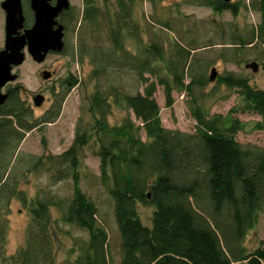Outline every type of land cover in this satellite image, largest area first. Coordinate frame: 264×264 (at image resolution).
Listing matches in <instances>:
<instances>
[{
	"label": "trees",
	"instance_id": "obj_1",
	"mask_svg": "<svg viewBox=\"0 0 264 264\" xmlns=\"http://www.w3.org/2000/svg\"><path fill=\"white\" fill-rule=\"evenodd\" d=\"M110 1L83 0L80 19L72 6L60 17L65 31L78 23L85 29L78 47L73 48V57L89 62L92 77L99 84L89 98V119L80 117L75 139L65 152L35 157L18 153V149L28 132L59 118L78 80L68 76L51 107L38 120L25 108L21 87L8 89L0 112V264H58L51 232L58 222L88 235L74 245L70 253L75 260L66 264H113L109 235L98 221L97 206L80 186L81 156L92 146L98 147L100 179L114 202L121 237L120 264H264V240L262 247L252 252L245 244L264 212V148L238 143L235 137L246 124L232 116L234 112L258 115L262 121L254 128L264 131V89L254 88L247 78L222 76L219 82L236 90L240 103L227 116H210L195 102L194 86L203 87L205 81L191 72L189 61L194 49L175 44L174 55L162 72L156 65L164 58L158 44L139 42V55L131 54L125 46L127 35L138 38L132 0H114L117 9L113 17L108 14ZM193 2L218 14H236L238 9L224 0ZM251 6L260 15V22L252 30L249 43L239 39L233 44L258 43L264 49V0H254ZM104 20L109 24L107 48L88 41ZM31 22L32 17L27 19V26ZM67 45L65 41L63 54ZM127 72L135 75L142 92L123 91L119 76ZM158 85L164 88L167 107H172L175 91L193 97L191 113L197 122L196 132L163 126L155 99ZM113 106L127 112L119 125L109 122ZM44 171L50 173L52 186L72 179V198L40 192L31 203L25 245L8 255L11 203L19 200L27 204V193L20 188L23 180ZM140 205L153 208L151 227L141 222ZM52 209L60 218H52Z\"/></svg>",
	"mask_w": 264,
	"mask_h": 264
},
{
	"label": "rangeland",
	"instance_id": "obj_2",
	"mask_svg": "<svg viewBox=\"0 0 264 264\" xmlns=\"http://www.w3.org/2000/svg\"><path fill=\"white\" fill-rule=\"evenodd\" d=\"M4 0H0V5ZM194 0H163L154 3L148 0H132L133 18L137 28V39L127 35L125 46L133 55L141 53V44H158L163 51V61L156 65L164 70L166 61L174 55L175 44L192 51L191 72L196 78L205 81V86H194L196 101L209 112L210 116H227L232 109H237L240 100L236 90H231L220 83V77L232 74L243 77L256 89H264V49L258 44H246L240 46L239 39L249 43L252 30L259 24L260 15L253 10L251 4L254 0H233L232 5H238L237 13H215L206 6L194 4ZM24 14L31 19L28 0H22ZM75 9L76 16L82 17L83 0H70ZM115 1L108 4V14L113 17L116 12ZM103 19H101L102 21ZM5 14L0 6V50L4 47ZM85 33L81 23L73 24L66 31L65 41L68 43L65 54L51 53L42 64H38L26 54L25 62L14 69L18 75L17 81L9 87L20 86L21 97L25 102V108L32 117L40 119L51 107L54 95L59 93L64 81L72 75L78 80L77 85L71 89L63 104L59 118L48 124H42L25 135L18 153L27 156H58L65 152L73 143L76 127L80 117L88 120L86 112L89 107V98L96 87L97 80L92 77V66L87 60L83 63L74 59L73 48L79 45L80 37ZM90 33V32H89ZM80 38V39H79ZM139 39V40H138ZM88 41L95 45L107 48L109 41V24L104 20L100 22L99 29L91 32ZM140 42V43H139ZM257 63L259 70L254 73L246 68L248 63ZM215 69L216 75L213 82L210 81L211 71ZM46 70L52 73L50 80L42 78V72ZM187 72V71H186ZM114 72H111V74ZM119 83L125 93L143 91V87L136 81L135 75L127 72L122 74ZM155 82V78L151 79ZM189 79H186V83ZM101 83V82H100ZM99 84L97 83V86ZM43 95L45 100L42 106L34 105V97ZM173 105L167 107L164 88L157 86L155 99L160 107V118L163 126L172 131L184 133L196 132L197 122L192 116L191 107L193 97L186 92H173ZM127 112L124 108H112L109 117L111 124H121ZM134 119V116L131 115ZM234 118L245 123V129L239 132L235 139L242 145H252L264 148V131L256 130L254 124L262 121V118L252 113H232ZM2 118L0 117V120ZM144 139V133L142 132ZM95 146L86 147L81 156L80 186L86 196L94 202L98 209V221L106 229L109 235V253L113 264H120L121 237L115 218L114 202L100 179V161L97 157ZM50 173L41 172L30 174L23 180L20 188L27 193L28 202L23 204L19 200H13L8 215V255H14L25 245L26 230L30 221L31 203L40 192L51 193L59 198L71 199L73 195L72 179L52 186ZM54 220L60 218L58 211L51 210ZM153 208L151 206H139V216L143 225L151 227ZM53 234L58 264L73 262L75 256L70 251L78 240H86L87 232L76 227L57 223L51 228ZM264 240V212L259 215L258 223L251 230L245 240L249 251L261 248ZM245 264V263H234Z\"/></svg>",
	"mask_w": 264,
	"mask_h": 264
},
{
	"label": "water",
	"instance_id": "obj_3",
	"mask_svg": "<svg viewBox=\"0 0 264 264\" xmlns=\"http://www.w3.org/2000/svg\"><path fill=\"white\" fill-rule=\"evenodd\" d=\"M230 2L231 0H225ZM1 8L5 12V44L0 51V110L6 103L8 94L4 92L7 85L18 78L14 69L21 66L26 54L38 64H42L51 53L60 54L65 48V27L58 21L59 16L71 8L70 0H29L33 13V24L25 28L26 18L22 0H4ZM246 68L258 72L257 63H248ZM215 69L211 71L210 81L215 80ZM52 73L42 72L45 81L50 80ZM44 96L34 97V105L42 106ZM1 137V124H0Z\"/></svg>",
	"mask_w": 264,
	"mask_h": 264
},
{
	"label": "flooded vegetation",
	"instance_id": "obj_4",
	"mask_svg": "<svg viewBox=\"0 0 264 264\" xmlns=\"http://www.w3.org/2000/svg\"><path fill=\"white\" fill-rule=\"evenodd\" d=\"M231 1H233V0H231ZM231 1L230 2H226L225 0H224V2L225 3H228V4H231ZM52 3L54 4L55 3V0H52ZM29 4V3H28ZM232 5V4H231ZM1 6V5H0ZM235 6H237L238 8H239V6L238 5H235ZM2 9V8H1ZM30 9V8H29ZM3 10V9H2ZM66 12V11H65ZM30 13H31V17H32V22L27 26V18H26V16H25V18H26V22H25V28H30L31 26H32V24H33V21H34V18H33V13H32V11L30 10ZM64 13V12H63ZM62 13V14H63ZM4 14H5V12H4ZM61 14V15H62ZM25 15V14H24ZM61 15L59 16V18H58V21L60 22V17H61ZM61 23V22H60ZM62 24V23H61ZM4 35H5V25H4ZM65 35H66V31H65ZM65 40V39H64ZM4 44H5V40H4ZM4 48V47H3ZM3 48L1 49V50H3ZM0 50V51H1ZM14 71V70H13ZM44 71H46V70H43V72ZM15 73V72H14ZM16 74V73H15ZM18 76V75H17ZM18 79V78H17ZM17 81V80H16ZM14 83V82H13ZM12 84V83H11ZM11 84H9V85H7L6 86V88L4 89V92L5 93H7L8 94V89H9V86L11 85ZM0 112H1V110H0ZM0 117L1 118H3L1 115H0ZM0 124H1V132H2V119L0 120ZM0 139H1V137H0Z\"/></svg>",
	"mask_w": 264,
	"mask_h": 264
}]
</instances>
